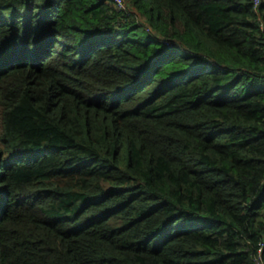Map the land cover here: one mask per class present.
<instances>
[{"label":"trees","instance_id":"16d2710c","mask_svg":"<svg viewBox=\"0 0 264 264\" xmlns=\"http://www.w3.org/2000/svg\"><path fill=\"white\" fill-rule=\"evenodd\" d=\"M0 0V264H264V0Z\"/></svg>","mask_w":264,"mask_h":264},{"label":"built area","instance_id":"2783aa9c","mask_svg":"<svg viewBox=\"0 0 264 264\" xmlns=\"http://www.w3.org/2000/svg\"><path fill=\"white\" fill-rule=\"evenodd\" d=\"M113 2L116 4V6L119 9H125L126 8L125 0H113ZM255 4H258V0H255ZM261 27L264 28V24L263 23H261ZM261 253H262V243L260 244V247L258 249V256L256 257V264H262Z\"/></svg>","mask_w":264,"mask_h":264}]
</instances>
